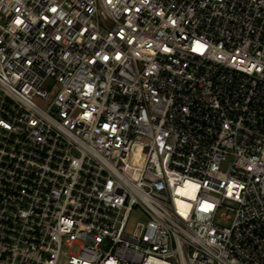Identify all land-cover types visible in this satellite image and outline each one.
Masks as SVG:
<instances>
[{
    "label": "built area",
    "instance_id": "built-area-1",
    "mask_svg": "<svg viewBox=\"0 0 264 264\" xmlns=\"http://www.w3.org/2000/svg\"><path fill=\"white\" fill-rule=\"evenodd\" d=\"M63 259L264 264V0H0V264Z\"/></svg>",
    "mask_w": 264,
    "mask_h": 264
},
{
    "label": "rangeland",
    "instance_id": "rangeland-1",
    "mask_svg": "<svg viewBox=\"0 0 264 264\" xmlns=\"http://www.w3.org/2000/svg\"><path fill=\"white\" fill-rule=\"evenodd\" d=\"M39 103H41V101H39ZM145 220H146V216L143 214V212L139 208H135L129 216L127 227H126V232L132 233L134 229L136 228V225L139 222H143ZM74 252H76V250ZM66 263L67 261L65 259H63L61 262V264H66Z\"/></svg>",
    "mask_w": 264,
    "mask_h": 264
},
{
    "label": "snow or ice",
    "instance_id": "snow-or-ice-1",
    "mask_svg": "<svg viewBox=\"0 0 264 264\" xmlns=\"http://www.w3.org/2000/svg\"><path fill=\"white\" fill-rule=\"evenodd\" d=\"M17 23H19V21H17Z\"/></svg>",
    "mask_w": 264,
    "mask_h": 264
}]
</instances>
